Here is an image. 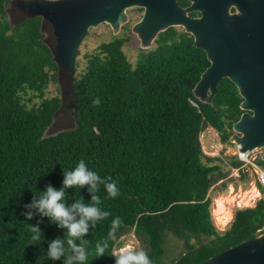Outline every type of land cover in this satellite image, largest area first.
Wrapping results in <instances>:
<instances>
[{
  "label": "trees",
  "instance_id": "16d2710c",
  "mask_svg": "<svg viewBox=\"0 0 264 264\" xmlns=\"http://www.w3.org/2000/svg\"><path fill=\"white\" fill-rule=\"evenodd\" d=\"M12 1L0 0V264H65L74 255L67 230L26 205L48 185L61 188L65 170L80 159L120 189L116 198L108 197L102 183L95 193L87 185L65 190L68 205L78 199L91 203L95 194L98 207L111 212L84 236L86 264H115L111 253L128 232L142 241L152 264H164L169 236L183 240L186 250L168 264H200L264 228V198L236 208L224 232L216 225L213 192L226 194L238 179L247 188L250 173L236 154H207L201 134L212 127L221 143L233 144L243 98L229 78L219 83L213 103L195 96L210 61L192 34L170 27L136 65L124 50L130 37L116 36L86 54V62L78 59L72 77L53 58L58 38L52 24L13 4L9 8ZM64 77L73 91L75 125L48 135L64 108L63 90L48 91ZM96 98L99 104H93ZM234 170L238 178L231 176ZM116 216L123 224L97 257L95 244L107 238ZM37 224L42 238L29 244L30 227ZM57 238L65 240L66 251L53 260L46 253Z\"/></svg>",
  "mask_w": 264,
  "mask_h": 264
},
{
  "label": "water",
  "instance_id": "95a60500",
  "mask_svg": "<svg viewBox=\"0 0 264 264\" xmlns=\"http://www.w3.org/2000/svg\"><path fill=\"white\" fill-rule=\"evenodd\" d=\"M13 0L28 17L41 16L58 38L54 60L72 77L80 48L91 30L103 23L115 34L129 22V10L143 8L133 27L144 49L160 33L182 26L207 53L209 67L194 87L195 96L213 103L218 85L229 78L239 89L244 110L233 124L230 141L242 152L264 149V0ZM200 13L192 17L191 12ZM200 264H264V228Z\"/></svg>",
  "mask_w": 264,
  "mask_h": 264
},
{
  "label": "clouds",
  "instance_id": "9594fccd",
  "mask_svg": "<svg viewBox=\"0 0 264 264\" xmlns=\"http://www.w3.org/2000/svg\"><path fill=\"white\" fill-rule=\"evenodd\" d=\"M99 98L93 100V104H99ZM98 183H102L110 198H116L120 195V189L117 182L111 176L104 180L89 167L85 159H80L76 166L71 170H65L63 186L59 189L52 185H48L40 194L39 199H34L29 208H35L42 216L50 217L53 223L67 230L66 239L67 245L70 247L74 255L69 256L65 264H86L88 260V250L85 247L88 241L84 240V236L89 232L90 224L95 227L98 221L104 220L111 215V212L102 210L98 205L101 199L98 195L91 196V203H84L82 199L68 205L65 200V190L72 186L83 187L89 186L88 190L95 193L98 188ZM33 213H26V217L31 219ZM123 221L119 216H116L111 221V227L108 230L107 238L98 241L95 244L97 257L105 254V249L109 247V241L116 238L117 230L121 227ZM30 243H38L42 238V232L39 225H31ZM80 241L79 244L76 241ZM65 240L53 239L50 241L46 256L53 260H59L65 255ZM111 255L116 257L115 264H152V260L148 252L140 246L125 245L118 250L113 249Z\"/></svg>",
  "mask_w": 264,
  "mask_h": 264
},
{
  "label": "rangeland",
  "instance_id": "374dc122",
  "mask_svg": "<svg viewBox=\"0 0 264 264\" xmlns=\"http://www.w3.org/2000/svg\"><path fill=\"white\" fill-rule=\"evenodd\" d=\"M12 2L9 8L13 7ZM129 15V22L122 26L121 31L118 34H115L111 26L107 23H103L99 25V27L92 29L91 35L86 38L80 48L78 59L82 58V60L86 62L85 55L97 50V47L102 42L110 41L116 36L124 37L127 35L128 37H130V39L126 42L124 50L128 55L130 61L134 65H136L138 60H140L148 50L154 48L157 44L155 40L150 48L144 49L141 47L140 39L138 38L137 34L133 33L132 27L137 21H139V19L143 15V11L137 10V8H133L129 10ZM176 28L178 30H181L179 27ZM44 40L46 42L48 41L47 33H45ZM58 87H60L61 95L63 90L64 108L55 119V123L53 124L52 128L48 130V135L55 134L60 130L68 129L75 125L74 120L72 119V114L70 113L71 105L73 103V91L70 87L68 79L64 77L63 82L58 83V85H52L49 88L48 95L57 94L59 89ZM201 140L203 143L204 151L211 156L221 155V153L225 155H235V145L221 143L219 133L212 127H209L201 134ZM245 169L250 173L251 180L247 188H244V181L238 179L235 183L230 184L228 192L226 194H220L216 190L213 192V211H215L216 205L221 203L222 201L220 211L214 212L216 225L220 232H224L228 228V223L230 221H228L225 226L221 223V219L228 214V211H231L233 213V211L238 207L256 205L259 199L264 198V192H261L258 186V175L255 171L254 166L249 165L246 166ZM231 176L238 178L240 175L237 170H234ZM120 240H122V246L132 245L141 247L142 244V241L134 234V232L126 233L120 238ZM185 250L186 248L183 240H181L177 236H169L166 242V252L163 257L162 263H170L174 258L178 257Z\"/></svg>",
  "mask_w": 264,
  "mask_h": 264
},
{
  "label": "built area",
  "instance_id": "2783aa9c",
  "mask_svg": "<svg viewBox=\"0 0 264 264\" xmlns=\"http://www.w3.org/2000/svg\"><path fill=\"white\" fill-rule=\"evenodd\" d=\"M235 154L238 156L240 160L244 162V166H249V165L254 166L255 171L257 172L258 175V182H260L264 186V167L260 163V161L264 162V149L259 151L253 150L249 152H242L241 145L235 144ZM116 247L117 248L115 249L118 250L120 247H122V245L120 246L117 245Z\"/></svg>",
  "mask_w": 264,
  "mask_h": 264
},
{
  "label": "bare ground",
  "instance_id": "6f19581e",
  "mask_svg": "<svg viewBox=\"0 0 264 264\" xmlns=\"http://www.w3.org/2000/svg\"><path fill=\"white\" fill-rule=\"evenodd\" d=\"M229 197V196H228ZM233 201V200H232ZM223 205H224V203H223ZM220 206H222V201H221V203H219V204H217L216 205V207H215V211H220ZM215 211H213V213L215 212ZM222 211V210H221ZM234 212V211H233ZM217 218H219V217H217ZM231 218H232V212L231 211H228V214L227 215H225L222 219H221V223L225 226V224H227L228 223V221H230L231 220Z\"/></svg>",
  "mask_w": 264,
  "mask_h": 264
},
{
  "label": "flooded vegetation",
  "instance_id": "af4514ba",
  "mask_svg": "<svg viewBox=\"0 0 264 264\" xmlns=\"http://www.w3.org/2000/svg\"><path fill=\"white\" fill-rule=\"evenodd\" d=\"M179 3L183 6V7H185V8H187V7H189L190 5H191V1L190 0H179ZM143 12H144V9H143ZM190 15L192 16V17H195V16H199L200 15V13L198 14V15H195V11H193V12H191L190 13ZM143 16V15H142ZM142 16H141V18H142ZM140 18V19H141ZM139 19V20H140ZM181 30H184L185 31V29L182 27V26H178Z\"/></svg>",
  "mask_w": 264,
  "mask_h": 264
},
{
  "label": "crops",
  "instance_id": "0c3cea01",
  "mask_svg": "<svg viewBox=\"0 0 264 264\" xmlns=\"http://www.w3.org/2000/svg\"><path fill=\"white\" fill-rule=\"evenodd\" d=\"M251 206H254V205H251ZM233 216H234V212L232 213V218H231L230 222L228 223V226L231 223V221L233 220Z\"/></svg>",
  "mask_w": 264,
  "mask_h": 264
}]
</instances>
